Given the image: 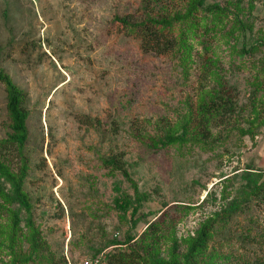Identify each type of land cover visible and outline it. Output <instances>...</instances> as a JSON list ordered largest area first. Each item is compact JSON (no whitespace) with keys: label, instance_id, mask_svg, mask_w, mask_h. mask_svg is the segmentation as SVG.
<instances>
[{"label":"rangeland","instance_id":"374dc122","mask_svg":"<svg viewBox=\"0 0 264 264\" xmlns=\"http://www.w3.org/2000/svg\"><path fill=\"white\" fill-rule=\"evenodd\" d=\"M193 1L0 0V71L27 94L29 112L24 147L1 148L13 131L0 81V160L15 174L24 172L32 204L29 224L25 211L0 196V264H79L110 239L124 240L131 209L126 222L121 192L134 196V184L149 194L137 238L162 210L192 207L177 226L181 245L232 200L251 198L229 225L235 260L215 254L213 262L264 260V191L257 197L244 189L248 172L264 181V0H205L227 7L224 31L208 53L195 41L188 60L178 48L146 52L137 32L119 21L184 14ZM223 82L233 88L236 111L210 127L209 140L153 152L145 146L140 136L180 128ZM117 154L134 183L103 164ZM13 212L20 215L17 226ZM240 235L254 242L243 245ZM108 250L112 264L132 259L126 248Z\"/></svg>","mask_w":264,"mask_h":264},{"label":"trees","instance_id":"16d2710c","mask_svg":"<svg viewBox=\"0 0 264 264\" xmlns=\"http://www.w3.org/2000/svg\"><path fill=\"white\" fill-rule=\"evenodd\" d=\"M205 2V0H194L184 14L177 13L174 16L163 17L160 20L150 17L148 20L134 25L127 18L119 19V21L132 31L137 32L141 39L142 47L146 52H160L178 48L177 51L181 53L183 59L188 60L193 54L195 41L202 46L204 52L208 53L215 45L218 36L224 31V21L227 19L228 12L227 7H223L220 4L205 5ZM176 23L180 24V26L177 36H173ZM239 23L238 20L234 25L237 32L243 30L242 23L241 25ZM235 29L232 28L230 33L233 34ZM168 30H170L171 36L166 34ZM224 33L225 36L228 35L226 32ZM243 51L245 53L250 52V50L245 51L244 48ZM212 64V60H207L206 70L210 69L211 71ZM0 81L6 87L7 108L11 114V128L13 131L1 148L5 149L8 145H13L19 150L24 147L28 138L26 121L29 112L25 106L27 94L12 82L10 77L2 70L0 71ZM213 90V94L202 98L197 107L196 115L191 112L189 118L180 128L167 131L156 138L149 135L140 136L145 146L153 152V150L166 149L170 146H182L189 141L202 143L209 140L211 136L210 127L216 126L219 120L222 124L229 122L236 111L232 87L223 82ZM103 164L113 173L118 171L129 182L134 183L122 154L105 158ZM24 175V172L21 175L15 174L0 160L1 199L7 205L17 206L19 211H25L28 216V223L31 224L32 204L29 196L23 190ZM245 175L248 185L244 189L248 191L252 189L255 191V196L258 197L264 191V181L258 182L250 172ZM134 188V196L124 191L121 192L123 200L121 204L124 203L126 205L124 211L126 222L128 221L127 210L129 205L131 209L130 230L124 240L112 238L102 248L95 249L94 254L85 258L92 259L103 255L104 263L107 261L108 264H112L114 253L109 252L108 249H117L120 246L122 249L126 248L130 251L128 253L132 259L128 258L127 255L122 257L123 259H130L129 264H215L213 261L216 255L219 254L226 258L227 261L235 260L233 245L235 244L236 235L231 232L229 225L234 217L244 213L245 209H249L250 205L248 204H250L251 198L240 199L238 197L232 200L220 213H216L214 218L206 221L200 230L197 231L195 237L184 239L183 245H181L178 242L177 226L183 220L184 214H188L192 207L173 205L167 208L168 205H165L167 210H162L160 217L152 222L147 227V230L137 238L133 232L141 223V217L143 216L139 215V210L142 203L148 200L149 194L139 192L135 184ZM246 194L247 192L243 191V195L245 196ZM239 196L242 197V191ZM171 211L176 212L175 216H171ZM13 214L15 225L17 226L20 222V215L17 212H13ZM219 224L220 227L218 226ZM216 235H219L222 239L217 241L216 250L214 248L211 252H208L209 244ZM237 238L242 240L243 245L246 240L250 244L254 242V238L250 235H240ZM243 264H264V260L257 257L254 262H243Z\"/></svg>","mask_w":264,"mask_h":264},{"label":"built area","instance_id":"2783aa9c","mask_svg":"<svg viewBox=\"0 0 264 264\" xmlns=\"http://www.w3.org/2000/svg\"><path fill=\"white\" fill-rule=\"evenodd\" d=\"M79 264H106L104 263V256L103 255H99L96 258H84L82 259Z\"/></svg>","mask_w":264,"mask_h":264}]
</instances>
